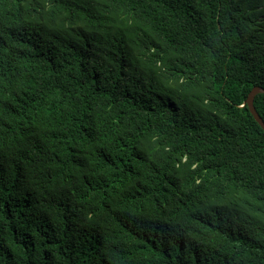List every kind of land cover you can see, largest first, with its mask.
Masks as SVG:
<instances>
[{
  "label": "trees",
  "instance_id": "obj_1",
  "mask_svg": "<svg viewBox=\"0 0 264 264\" xmlns=\"http://www.w3.org/2000/svg\"><path fill=\"white\" fill-rule=\"evenodd\" d=\"M253 87L264 0H0V264H264Z\"/></svg>",
  "mask_w": 264,
  "mask_h": 264
},
{
  "label": "water",
  "instance_id": "obj_2",
  "mask_svg": "<svg viewBox=\"0 0 264 264\" xmlns=\"http://www.w3.org/2000/svg\"><path fill=\"white\" fill-rule=\"evenodd\" d=\"M264 94V89L260 87H253L251 91L248 94L247 100L245 101V104L247 105V108L250 112V114L253 116L254 120L259 124V126L264 131V122L261 120L259 115L257 114L255 108H254V99L257 95Z\"/></svg>",
  "mask_w": 264,
  "mask_h": 264
}]
</instances>
